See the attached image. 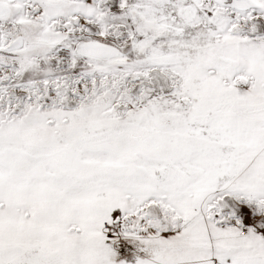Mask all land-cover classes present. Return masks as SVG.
<instances>
[{"label":"snow or ice","instance_id":"6c2138e0","mask_svg":"<svg viewBox=\"0 0 264 264\" xmlns=\"http://www.w3.org/2000/svg\"><path fill=\"white\" fill-rule=\"evenodd\" d=\"M0 264H264V0H0Z\"/></svg>","mask_w":264,"mask_h":264}]
</instances>
